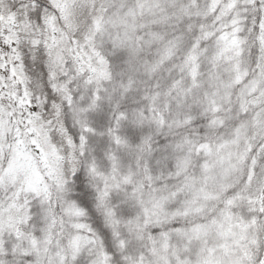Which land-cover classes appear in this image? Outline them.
Returning <instances> with one entry per match:
<instances>
[{"label": "snow or ice", "instance_id": "snow-or-ice-1", "mask_svg": "<svg viewBox=\"0 0 264 264\" xmlns=\"http://www.w3.org/2000/svg\"><path fill=\"white\" fill-rule=\"evenodd\" d=\"M0 264H264V0H0Z\"/></svg>", "mask_w": 264, "mask_h": 264}]
</instances>
